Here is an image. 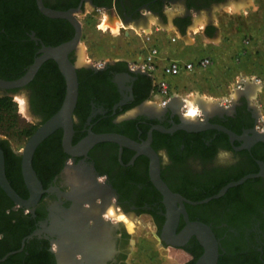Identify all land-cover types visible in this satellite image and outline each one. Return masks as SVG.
I'll return each instance as SVG.
<instances>
[{
  "label": "flooded vegetation",
  "instance_id": "obj_1",
  "mask_svg": "<svg viewBox=\"0 0 264 264\" xmlns=\"http://www.w3.org/2000/svg\"><path fill=\"white\" fill-rule=\"evenodd\" d=\"M42 1L51 10L74 11L79 21L104 12L129 26L153 17L167 24L175 11L173 25L182 30L194 11L227 0ZM75 33L71 21L46 16L37 0H0V79H20L45 48L67 43ZM77 56L73 51L68 59L75 64ZM121 62L78 69L71 145L91 134L120 141L100 142L76 155L66 150L59 129L33 156L43 187L34 208L17 206L0 186V255L22 249L0 264H162L159 251L176 264H211L204 260L201 230L191 228L197 226L212 232L217 264H264V176L213 198L228 184L264 171V142L252 143L255 133H264L256 105L247 97L211 109L202 103L190 117L185 100L153 101L152 78ZM66 89L58 63L48 59L25 87L0 88V103L20 104L21 98L34 133L59 111ZM186 122L211 128H177ZM27 142L19 148L0 135L7 179L24 200L30 198L23 176ZM155 165L170 197L155 183ZM129 223L136 224L133 232ZM140 227L146 230L142 240L158 243H133Z\"/></svg>",
  "mask_w": 264,
  "mask_h": 264
},
{
  "label": "crops",
  "instance_id": "obj_2",
  "mask_svg": "<svg viewBox=\"0 0 264 264\" xmlns=\"http://www.w3.org/2000/svg\"><path fill=\"white\" fill-rule=\"evenodd\" d=\"M244 1L227 0L221 5H215L214 11L210 13L201 12L200 15L193 14L196 18V26L194 29L192 28L193 32L188 31V29H190L194 17H192V21L188 26L182 30L174 26L173 21L168 25L159 22L156 17L149 19V26L142 29H147V31L155 30L156 28L154 29L153 25L155 26L156 24L160 28L161 31L157 32L155 37L163 61L172 60L180 64H186L208 57L213 63L214 59L216 61L218 60V55L216 53H218L217 51L224 43L229 44L232 50H241L237 52L242 55V57L239 58L242 60V64L238 66L234 62L229 63L228 66L232 70L228 72L227 75L220 72L221 69H219L218 63L208 68L213 69L211 74H209L212 80L209 82L207 95H197L192 97V99H186L182 94L187 86L194 85V81L197 80V78L203 79L207 69H197L191 73L183 71L178 76H167L164 78L169 82L170 89L172 93L175 94V97L185 100L187 104H189V102L200 103V101L215 103V101L229 97V91L233 93L230 96L231 99L229 103H237L241 97H247L250 103H262L256 107L262 122L264 120V46H262L264 45V28L260 29L261 27L256 28V26L249 28L248 23H251L252 20H249L245 16L241 18H236L235 16H242V14H246L253 9L255 11H261L263 9H261V6H255V0ZM175 16L176 13L174 11L173 18ZM105 20L107 25L112 28L120 24V22L111 23L109 17ZM235 21L240 22V24H242L241 26L244 25L242 30L238 32L233 30L234 27L232 26V22ZM238 26L239 24L236 27ZM192 33H194V36ZM247 34L254 36L255 39L244 45L242 41L246 38ZM174 37L177 39L176 42H172V38ZM227 37H231V39L226 42ZM211 45L217 46V50L214 51L216 53H210L211 50L209 51V46ZM260 46L263 47V49H260ZM227 71H229V68ZM237 74L244 78L245 82L250 81V83L245 84L244 82V87L241 89L228 88L226 85H229L230 79ZM206 76H208V74ZM157 78H163L161 72L157 74ZM255 78L261 79L262 84L254 82Z\"/></svg>",
  "mask_w": 264,
  "mask_h": 264
},
{
  "label": "water",
  "instance_id": "obj_3",
  "mask_svg": "<svg viewBox=\"0 0 264 264\" xmlns=\"http://www.w3.org/2000/svg\"><path fill=\"white\" fill-rule=\"evenodd\" d=\"M38 6L40 10L50 18H62L67 19L72 22L75 27V36L74 38L57 47L52 48H45L43 50L44 55L38 58L35 63L30 67L28 72L18 80L15 81H4L0 79V88L2 89H20L25 87L29 82L33 80L36 73L40 69L41 65L48 59H54L58 65L59 69L64 76L67 89H66V96L64 102L59 109V111L52 116L48 121H46L42 126H40L33 135L29 138L28 142L26 143L24 153H23V176L25 183L28 187L30 192V198L28 200L22 199L19 194L14 190L11 186L10 182L7 179L6 172H5V162H4V154L0 148V186L8 195V197L17 205V206H26L29 208H34L37 203L39 202L43 187L41 182L39 181L33 166L32 160L33 156L37 150V148L52 134H54L57 130L63 129L64 130V146L67 151L75 152L76 155L85 154L88 150H90L95 144L100 142H110V141H120V138L116 135L112 134H103V135H95L91 134L88 138L84 139L80 144L76 147L72 148V138L74 134V112L77 106L78 97H79V81H78V74L77 71L80 67H89L92 68V65H83L80 62H76L75 64L72 63L68 59V55L73 51H78L80 48V41L82 38V24L78 19L74 17V11L68 12H60L48 9L44 6L42 0H37ZM223 4V3H221ZM218 4V5H221ZM215 7L213 6L210 9H206V13H210L213 11ZM202 11H194L195 14H201ZM193 16V14H191ZM143 28L148 27V20L141 24ZM141 25H135V27H140ZM80 58V55L77 56V59ZM250 83V81H246L245 84ZM171 101H181L178 97H173ZM204 102L200 101V108L203 109ZM180 129H186L189 131H198L205 128H211V126L205 125V123L195 124L193 122H186L184 125L177 126ZM225 132H228L231 136H234L231 132L227 131L221 127H215ZM255 142H264V133H255L254 137L252 138V143ZM153 171L155 172V183L156 185L162 190V192L167 196H171V192L166 187V185L162 182L159 177L158 166L155 165L152 167ZM264 176V171L260 174L256 175H248L237 182H233L228 184L224 187L221 192L213 198H219L223 196L229 188L241 185L249 178ZM193 231L195 228L200 231L201 230V238L202 243L206 249V254L204 257L205 261L210 262L211 264H217V256L218 250L215 238L210 231L209 228L206 226H197L191 227ZM38 234V231L34 232L32 236ZM30 236V237H32ZM25 242L23 243V247ZM22 249L10 252L5 257L0 259V262L5 261L9 256L20 252Z\"/></svg>",
  "mask_w": 264,
  "mask_h": 264
},
{
  "label": "rangeland",
  "instance_id": "obj_4",
  "mask_svg": "<svg viewBox=\"0 0 264 264\" xmlns=\"http://www.w3.org/2000/svg\"><path fill=\"white\" fill-rule=\"evenodd\" d=\"M238 2H243L244 0H237ZM246 2V1H244ZM247 4V3H246ZM256 7L261 6L259 11H255L254 9L249 11L246 14H242L239 16H235L236 18H241L243 16L247 17L249 20H252L251 23H248V27H255L256 28H264V0H255L254 2ZM214 11V9H213ZM202 12H205L203 10ZM177 13V12H176ZM174 11L168 14V25L171 24L173 19ZM109 17V14L102 13L98 18L88 17L86 19L80 18L82 22V38L80 41V48L77 51V55H80V59L84 65H95L98 63H106V62H115L116 60H122L126 62L130 67L131 64L137 62L139 58L143 57V44L141 39L137 36L136 30H140L143 28L142 25L140 27L129 26L123 23L118 18H111V19H118L120 24L116 27H109L105 22L106 18ZM194 17V16H193ZM150 24V23H149ZM239 24L238 27H236ZM240 22L235 21L232 22V26L234 27V31L242 30L243 26H241ZM149 26V25H148ZM196 26V18H193V23L188 29V31L193 32L194 27ZM154 29L159 28L156 24L153 25ZM193 28V29H192ZM237 29V30H236ZM147 31V29H145ZM194 36V33H192ZM231 39V37L226 38V42ZM254 36L247 34L246 38L243 39V44H248V42L254 41ZM264 46V45H262ZM221 48L217 51L218 53L214 52L217 50V46L211 45L209 46V51L214 52L218 55V60H213V64L218 63L220 72H223L224 75H227L232 69L228 66L229 63H236V65L240 66L242 64V60L239 59L242 57L237 51H241L239 49L232 50L229 44H222ZM260 49L263 47L260 46ZM245 50V49H244ZM230 53V54H229ZM79 59H77V63ZM211 65V66H212ZM229 68V71H227ZM213 68L207 69L205 76L202 78H197L194 81V85H190L186 87V90L182 93L183 97L186 99H192L194 96H203L207 95V89L209 88V82L212 80V77L209 75L211 74ZM208 74V76H206ZM222 74V73H221ZM248 78V77H247ZM251 78V77H250ZM249 79V78H248ZM230 84L226 85L228 88L238 89L239 86L242 84L241 82L245 80L240 75H234L230 79ZM225 84V83H224ZM229 97L224 98L223 100L215 101V103L208 104L206 108L211 109L213 106H219L228 104L229 100L231 99V95L233 94L229 91ZM180 99V98H179ZM153 101H157L154 97H152ZM22 99L20 98V102ZM194 102H189L188 108L193 105ZM23 104V105H22ZM22 104L20 103H0V135H5L11 139V141L19 148L23 147L25 142H27V138L33 133V124L29 122L26 115V105L24 107L23 101ZM256 105L262 103H253ZM195 108L199 110V106L197 103H194ZM23 113H19V111ZM28 116V115H26ZM261 122V121H260ZM264 123V120L262 121ZM131 224L136 225L135 223L128 224V228L131 232L136 229V226L132 229L130 227ZM144 231V232H143ZM146 233V230L140 227L138 231L139 236L134 234V241L133 243H149L151 246L158 243V240L155 238H146L142 240L140 236ZM140 237V239H139ZM138 240V241H137ZM160 260L162 264H176L175 260L169 259L163 251H159ZM168 261V263H167Z\"/></svg>",
  "mask_w": 264,
  "mask_h": 264
},
{
  "label": "built area",
  "instance_id": "obj_5",
  "mask_svg": "<svg viewBox=\"0 0 264 264\" xmlns=\"http://www.w3.org/2000/svg\"><path fill=\"white\" fill-rule=\"evenodd\" d=\"M137 36L141 39L143 44V57L130 65V68L134 71H141L149 75L154 82V90L152 97L157 101L162 103L169 102L175 97V94L172 93L170 89L169 82L164 78L167 76H178L183 71L185 72H194L195 70H206L212 65V60L208 57L202 58L195 62H189L186 64H180L177 61L166 60L163 61L160 49L156 44V33L160 32V28H156L152 31H146L145 29H140L139 31L134 29ZM176 38H172V42H176ZM165 62V63H164ZM104 63L95 64V66H100ZM161 72L163 78L158 79L157 74ZM243 80L239 88L244 87ZM254 82L262 84L261 79L255 78ZM259 129L264 132V123H259Z\"/></svg>",
  "mask_w": 264,
  "mask_h": 264
},
{
  "label": "bare ground",
  "instance_id": "obj_6",
  "mask_svg": "<svg viewBox=\"0 0 264 264\" xmlns=\"http://www.w3.org/2000/svg\"><path fill=\"white\" fill-rule=\"evenodd\" d=\"M79 62H80V64H83L80 58H79ZM202 102H204V101H202ZM190 103H191V102H190ZM21 104H22V101H21ZM199 104H200V103H197L198 106H199ZM203 104L207 107L208 104H212V103H205V102H204ZM22 105H23V104H22ZM193 105H194V103H193ZM193 105H191L190 108H189V116H190V117H195V116L197 115V113H198V109H197L198 107L196 106V108H195V106H193ZM188 106H189V105H188ZM24 107H25V104H24ZM85 194H86V193H85ZM87 194H88V193H87ZM111 214H112V213H111ZM129 224H130V223H129ZM135 226H136V225H135ZM135 226H134V224H131V225H130V227H131L132 229H133ZM130 230H131V229H130Z\"/></svg>",
  "mask_w": 264,
  "mask_h": 264
},
{
  "label": "trees",
  "instance_id": "obj_7",
  "mask_svg": "<svg viewBox=\"0 0 264 264\" xmlns=\"http://www.w3.org/2000/svg\"><path fill=\"white\" fill-rule=\"evenodd\" d=\"M119 64H122V65H125L126 67H128V64H127L126 62H121V63H119ZM0 233H1V230H0ZM3 256H4L3 254L0 255V258L3 257Z\"/></svg>",
  "mask_w": 264,
  "mask_h": 264
}]
</instances>
